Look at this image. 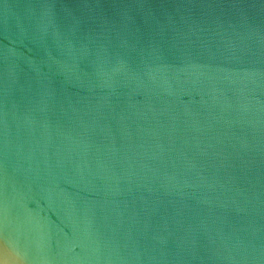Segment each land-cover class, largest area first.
Returning <instances> with one entry per match:
<instances>
[{"label":"water","instance_id":"water-1","mask_svg":"<svg viewBox=\"0 0 264 264\" xmlns=\"http://www.w3.org/2000/svg\"><path fill=\"white\" fill-rule=\"evenodd\" d=\"M0 264H264V0H0Z\"/></svg>","mask_w":264,"mask_h":264}]
</instances>
